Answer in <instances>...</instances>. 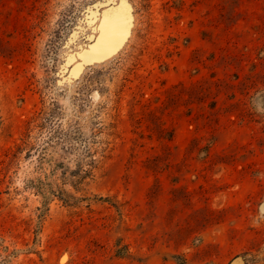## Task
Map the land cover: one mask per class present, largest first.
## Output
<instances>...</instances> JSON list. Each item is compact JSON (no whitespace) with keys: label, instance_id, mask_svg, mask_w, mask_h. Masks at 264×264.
<instances>
[{"label":"rangeland","instance_id":"rangeland-1","mask_svg":"<svg viewBox=\"0 0 264 264\" xmlns=\"http://www.w3.org/2000/svg\"><path fill=\"white\" fill-rule=\"evenodd\" d=\"M0 264H264V0H0Z\"/></svg>","mask_w":264,"mask_h":264},{"label":"bare ground","instance_id":"bare-ground-1","mask_svg":"<svg viewBox=\"0 0 264 264\" xmlns=\"http://www.w3.org/2000/svg\"><path fill=\"white\" fill-rule=\"evenodd\" d=\"M120 15H121V13H120ZM118 18H120V17L118 16ZM127 18H128V17H127ZM108 19H109V18L106 19V21H107V23L105 22L106 25L109 23V22H108ZM128 19H129V21H130V18H128ZM119 20H120V19H119ZM116 22H117V20H116ZM122 22H123V21H122ZM128 23H129V22H128ZM106 25H105V27H107V28H104V30L106 31V34L109 33V32L112 33V34H113V33H114V34H117V35H118V34H121V33H120V32H121L120 30L117 31V29H114V27H111V26H109V25L106 26ZM127 26H128V25H127ZM124 32H125V30H123L122 34H124ZM126 33H127V30H126ZM123 36H124V35H123ZM111 37H113V36H111ZM110 39H111V38H110ZM94 52H95V51H94ZM95 54H96V53H95ZM94 58H95V57H94ZM90 60H91V59H90Z\"/></svg>","mask_w":264,"mask_h":264}]
</instances>
